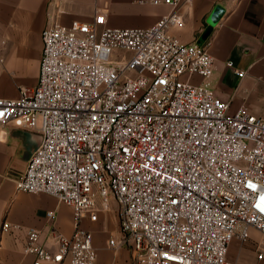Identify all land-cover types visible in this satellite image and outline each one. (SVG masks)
<instances>
[{
	"label": "built area",
	"instance_id": "1",
	"mask_svg": "<svg viewBox=\"0 0 264 264\" xmlns=\"http://www.w3.org/2000/svg\"><path fill=\"white\" fill-rule=\"evenodd\" d=\"M191 1L150 0L171 11L149 27H112L102 12L46 27L37 85L0 97L1 125L42 135L17 189L74 211V233L58 234L56 250L28 229L33 264H96L82 220L108 211L110 195L122 237L109 244L126 245L134 264H235L230 245L252 228L264 259V116L231 112L212 84L209 45L170 33Z\"/></svg>",
	"mask_w": 264,
	"mask_h": 264
},
{
	"label": "crops",
	"instance_id": "2",
	"mask_svg": "<svg viewBox=\"0 0 264 264\" xmlns=\"http://www.w3.org/2000/svg\"><path fill=\"white\" fill-rule=\"evenodd\" d=\"M217 6L225 11L214 23ZM170 11L169 5H154L150 0H0V97L16 98L20 88L37 85L46 27L89 22L96 12L106 14L112 27H149ZM180 12L184 25L169 31L184 42L209 45L216 94L231 100V112L246 106L251 113L264 116V0H192ZM210 25L213 29L205 37ZM236 70L246 73L240 77ZM41 142L37 130L0 124V264H33V256L25 251L29 228L39 230L41 243L51 250L57 249L58 234L74 233L70 206L51 194L17 189L16 180ZM49 211L55 212V220L48 217ZM5 222L18 227L4 230ZM82 225L92 233L96 264H134L126 245L109 244L110 238L122 237L115 205L96 221L84 217ZM261 238L262 233L252 228L247 241L231 243L229 258L235 264H264V259L257 258Z\"/></svg>",
	"mask_w": 264,
	"mask_h": 264
},
{
	"label": "water",
	"instance_id": "3",
	"mask_svg": "<svg viewBox=\"0 0 264 264\" xmlns=\"http://www.w3.org/2000/svg\"><path fill=\"white\" fill-rule=\"evenodd\" d=\"M224 11H225L224 8H222L221 6H217L212 14V21L214 23L218 22L221 16L223 15ZM212 29H213V25L208 26L205 32V37H207V35L212 31Z\"/></svg>",
	"mask_w": 264,
	"mask_h": 264
},
{
	"label": "rangeland",
	"instance_id": "4",
	"mask_svg": "<svg viewBox=\"0 0 264 264\" xmlns=\"http://www.w3.org/2000/svg\"><path fill=\"white\" fill-rule=\"evenodd\" d=\"M110 204L112 205H115L117 207V210H118V204H117V201L114 199V197L112 195H110Z\"/></svg>",
	"mask_w": 264,
	"mask_h": 264
}]
</instances>
